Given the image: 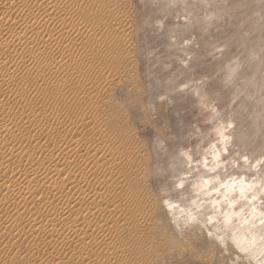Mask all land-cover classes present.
<instances>
[{"label": "rangeland", "instance_id": "rangeland-1", "mask_svg": "<svg viewBox=\"0 0 264 264\" xmlns=\"http://www.w3.org/2000/svg\"><path fill=\"white\" fill-rule=\"evenodd\" d=\"M3 1L0 264H247L264 243V226L251 227L264 197L249 203L242 164L208 172L199 159L211 160L224 122L227 159L264 155V2ZM156 93L166 104L153 115ZM189 144L186 165L175 153ZM165 156L179 190L156 176ZM213 178L201 198L219 214L178 238L160 186L187 207L193 185Z\"/></svg>", "mask_w": 264, "mask_h": 264}, {"label": "clouds", "instance_id": "clouds-1", "mask_svg": "<svg viewBox=\"0 0 264 264\" xmlns=\"http://www.w3.org/2000/svg\"><path fill=\"white\" fill-rule=\"evenodd\" d=\"M262 2H264V0H262ZM169 99L171 100L172 105L174 103L172 96H170ZM238 102L239 101H237V103ZM160 104H166L164 96L160 93H156L155 95L150 96L146 101V106L153 110V115H155L156 113L157 105ZM201 106L210 109L213 113H217V108L213 105ZM233 127L234 124L232 122H224L219 125V128L216 130L218 132L217 144L213 145L214 154L212 155L211 160H208L206 158L207 153H205V157L200 158L199 162L208 172H216L217 169L223 168L228 163L231 164L232 168H237L242 164L248 170V174L250 177L247 179L246 183V177H240L239 182L243 185L242 191L246 190L248 193H251V197L249 199L250 204L255 201L257 202V205H259L260 200L258 198L264 197V175L258 176L257 173H259L261 170H264V155L257 157L255 160L250 159L247 155H238V158L236 159H227L231 151V146L233 144V137L230 135V130ZM193 140L196 141L195 139ZM153 142L155 144L157 155H162L161 149L169 148L168 144L163 139L155 140L154 138ZM192 146L193 145L191 144H189L188 147H184L183 145H181L178 147L177 152L175 153V155L179 156L186 165H191L193 160L197 159L192 155ZM217 146L219 149L218 151L215 150ZM222 157H225L223 161L221 159ZM154 168L157 173L156 176L168 177L167 182L169 185V189H171L173 186L177 190L184 187L183 176L178 177L175 181L172 180V174L169 171L170 164L168 162V157L165 156L163 159L159 160L154 165ZM233 179H235V177H233ZM214 182H216V178L202 179L201 181H198L196 184H194L193 190L197 193V199L191 200L190 204L187 207L181 206L179 203H173L170 197L175 193L171 191L165 192L163 190L165 183L160 186L159 196L161 197V207L166 211L168 222L172 226V229L174 230L178 238L184 237V234L191 231L192 229L203 227L206 223H211L212 220L216 218V214H219V201H206L201 198L211 195V193L207 192L206 189H208L209 185ZM221 187H224V185H221ZM229 190H231L230 187ZM213 191H218V189H213ZM206 204L211 205L213 215L205 216V214L203 213L202 209ZM252 211L254 215L251 217V227L255 229L259 226H264V211H260L259 207H253ZM217 231L220 230L217 229ZM206 236L208 238H213L212 232H207ZM214 239L218 243V245H224L225 238L223 235H216ZM259 240L264 241V235H261L259 237ZM259 248L260 251L255 254H246L247 264H264V243L259 244ZM236 260L237 264H239V257H237Z\"/></svg>", "mask_w": 264, "mask_h": 264}, {"label": "bare ground", "instance_id": "bare-ground-1", "mask_svg": "<svg viewBox=\"0 0 264 264\" xmlns=\"http://www.w3.org/2000/svg\"><path fill=\"white\" fill-rule=\"evenodd\" d=\"M1 1V0H0ZM0 5H5V2L2 0V2H0ZM4 8V7H3ZM1 10V9H0ZM49 15V14H48ZM45 17V16H44ZM50 16H48L49 18ZM244 208V207H243ZM245 236L242 237H238L235 238L234 240L238 243V245H240L242 242H244Z\"/></svg>", "mask_w": 264, "mask_h": 264}]
</instances>
